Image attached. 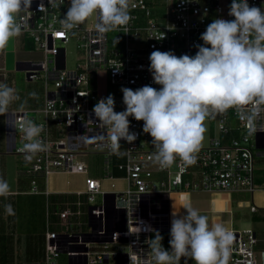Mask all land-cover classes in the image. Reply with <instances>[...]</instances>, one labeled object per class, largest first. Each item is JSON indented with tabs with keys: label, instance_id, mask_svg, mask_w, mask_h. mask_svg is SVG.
Returning a JSON list of instances; mask_svg holds the SVG:
<instances>
[{
	"label": "built area",
	"instance_id": "built-area-1",
	"mask_svg": "<svg viewBox=\"0 0 264 264\" xmlns=\"http://www.w3.org/2000/svg\"><path fill=\"white\" fill-rule=\"evenodd\" d=\"M40 2L33 0L31 9L18 17L24 26L22 32L44 53V58L24 59L27 62L24 69L29 80L43 74L46 83L51 81L54 87L46 88L44 106L38 109L43 112V119L39 120L28 108L23 111L10 108V113L16 123L27 116L43 124L41 138L48 150L26 163L19 151L25 142L24 134L7 124L8 149L22 156L23 170L32 184L29 191L45 194L48 210L44 259L24 264H60L58 257L62 253L68 255V264H139L140 256H146L149 251L145 241L152 239L153 230L169 226L167 194L171 191L253 193L264 189V163L257 164V159H264V131L249 134L250 122L241 120L231 109L217 115L218 132L196 154L193 168L177 159L175 168L167 169L154 163L152 137L143 133V121L129 117V130L137 134V139L132 143L121 140L125 147L119 146L113 151L109 147L111 141L97 138L103 130L97 128L92 112L101 98L111 94L110 84L119 85L118 92L122 87L135 90L145 85L159 89L161 86L153 82L148 71L150 54L155 50H171L178 57L194 56L197 51L194 45L203 44L199 37L214 19H234L228 15L231 0H164L162 15H152L151 3L156 0H129L130 20L107 33L96 30L95 17L86 25L65 32L60 25L67 12L64 4L52 7L43 0L46 8L42 11ZM248 3L264 9V0H248ZM75 31L83 41L86 61L80 67L69 69L66 46L62 44ZM2 70L0 66V83L7 84L6 72ZM118 92L113 95L114 110L122 112L125 110L123 93ZM258 123H264V117ZM18 139L23 143L18 145ZM91 148H100L105 154L106 176L112 178L116 170L124 172L127 188L104 190L100 179L87 176L85 189L74 192L76 199L63 201L52 209L49 197L52 191L48 186L40 188V179L48 181L49 175L55 172H86L88 165L77 154H87ZM118 155L124 158L117 163ZM161 171H167V178L155 176ZM98 193L103 194L102 204H90ZM240 204L243 205V200ZM249 206L252 211L261 208L253 202ZM52 212L57 216L53 220ZM84 215L87 230L81 220ZM228 229L234 236L231 264H264V247H258L259 237L254 228ZM92 242L102 244L103 248L92 249ZM112 244H118V248L111 250Z\"/></svg>",
	"mask_w": 264,
	"mask_h": 264
},
{
	"label": "clouds",
	"instance_id": "clouds-1",
	"mask_svg": "<svg viewBox=\"0 0 264 264\" xmlns=\"http://www.w3.org/2000/svg\"><path fill=\"white\" fill-rule=\"evenodd\" d=\"M33 0H0V52L9 41L18 37L24 27L18 20L21 12L31 9ZM52 7H61L64 0H47ZM40 10L46 6L41 0ZM228 15L233 20L214 19L196 44L194 56H176L173 51H153L148 71L159 89L145 85L135 90L122 87L125 110L116 112L113 94L101 98L92 112L99 140L111 141L115 151L124 140L132 143L137 134L130 132L129 117L143 121V133L152 137L153 161L161 169L170 168L177 159L184 166L196 162L206 132L205 121L233 110L241 120H248L249 134L264 131V9L250 6L248 0H231ZM95 16L99 33L115 31L130 20L129 0H70L67 12L60 20L61 30L70 32ZM31 95L35 96V93ZM16 90L0 83V116L10 127L22 132L24 143L19 149L26 163L38 153L47 151L41 138L43 124L27 116L20 123L10 113V105L19 100ZM21 104L19 110L23 111ZM106 133V134H105ZM111 133V135H108ZM10 185L0 178V197H7ZM181 215L173 208L170 250L162 245L163 237L155 231L154 238L139 264H229L234 236L221 224L210 225L190 202H184ZM8 215H15L11 204L5 206Z\"/></svg>",
	"mask_w": 264,
	"mask_h": 264
},
{
	"label": "rangeland",
	"instance_id": "rangeland-1",
	"mask_svg": "<svg viewBox=\"0 0 264 264\" xmlns=\"http://www.w3.org/2000/svg\"><path fill=\"white\" fill-rule=\"evenodd\" d=\"M157 2L151 3V8L153 9L152 15H162L165 10L164 0H156ZM70 0H64V7L66 11L68 10ZM95 16L89 18L83 23L86 25ZM147 17L145 16L144 21ZM25 33L21 32L18 37L11 39L4 51L0 52V66L3 67L2 71L6 72L7 85L14 88L19 95V100L15 101L10 105V108H20L23 104L24 108L31 109V114L36 115L40 120L44 118L43 112L38 109L42 108L45 103L46 88L50 89L54 87L53 82L46 83L45 75H40L39 77L29 80L27 78V73L25 69H18L17 62L20 60L28 58H44V53L42 49H37L34 46L31 48L25 47L24 38ZM25 41V40H24ZM82 39L78 31L73 32L70 40L66 42V66L69 69H74L84 65L86 61V50L82 45ZM133 45H137L136 42H132ZM1 77V76H0ZM111 94L115 95L119 88V85L110 84ZM121 90L118 92L120 93ZM35 93V96L31 95ZM7 119L6 116H0V178H3L10 185V192H14L10 196L16 202L20 199V204L25 200L28 204L26 206L30 208H25L22 212H17L15 216V225L12 222L7 221V213L5 211L4 203L0 202V219L3 218L4 227L7 228V232H11L13 248L14 264H24L27 261L43 260L45 252V230L47 228V202L46 197L43 194H36L30 196L31 192V181L30 177L26 175L23 170L24 162L22 156L18 153L9 152L7 149L8 139H7ZM206 132L204 134V140L202 146L208 145L210 138L218 132L217 130V116L215 119H207L205 121ZM54 131V130H53ZM18 145L23 143V140L17 141ZM119 146L121 148L125 147V142H120ZM121 156V155H120ZM117 156V157H120ZM77 158L84 160L88 165V170L86 172H55L51 173L48 178V187L52 190H83L86 185V177L93 176L101 181L102 189L104 190H124L127 188V180L124 177V172L117 171L114 172L112 178L106 176L105 170V154L102 149L91 148L90 152L87 154L79 153ZM116 162L120 158H115ZM264 163V159H257V164ZM176 163L172 165L175 168ZM116 167V166H115ZM193 168V165H191ZM158 178H167V171L156 172L155 174ZM40 188H43L42 181L40 179ZM263 191H255V196H257L260 206L264 207V189ZM239 196V197H238ZM237 200H243V206L239 208L241 212L237 218L235 224H232L234 229H244L246 227H255L259 224H264V220L257 222L252 218V213L249 209V204L252 203L251 192H244L243 195L238 194ZM5 197V198H7ZM262 197V201H261ZM85 199V198H84ZM256 199V197H255ZM249 201V203L247 202ZM103 194L98 193L95 200L90 201V204H102ZM83 208H87L86 205ZM53 220V217L51 218ZM82 221H84V230L89 229L86 223V216H82ZM9 222V225H8ZM56 228V225H54ZM1 231V230H0ZM155 232H153V235ZM92 249H102V244L97 242H92ZM118 244H112L110 249H117ZM60 264H68V255L62 253L58 257ZM230 262V261H229ZM231 264V262H230Z\"/></svg>",
	"mask_w": 264,
	"mask_h": 264
},
{
	"label": "crops",
	"instance_id": "crops-1",
	"mask_svg": "<svg viewBox=\"0 0 264 264\" xmlns=\"http://www.w3.org/2000/svg\"><path fill=\"white\" fill-rule=\"evenodd\" d=\"M25 37L26 39L28 38V36H25ZM23 42L25 43L24 40ZM7 139H8V135H7ZM8 147L9 145L7 146V149ZM116 158H120L119 160H123L124 157L116 156ZM42 184H43V187L48 186V181H44L43 179ZM50 190L52 191L50 194V199L53 196V200H51L52 209H54L53 206H55L56 208L63 201L74 200L78 197L74 193L77 190H52V189ZM256 191H263V190L258 189ZM244 192H248V191H226V190H223V191H206V190L179 191L178 190L177 191L175 190V191H171L170 193H168L167 200H168V207H169V212H170L169 226L166 229L157 230L163 237V240H162L163 247L166 250H170L168 241L170 239L169 233L171 229V219H172L173 208L176 211H179L181 215H184L186 214V210H184L183 208L180 209V206L184 202H190L192 204V207L196 209L201 215H206L209 218L210 225L221 224L225 226L226 228H230L232 224L236 223L237 221L236 217H238L241 213L239 211V208L243 206L240 204L241 200L239 201L237 200V198L239 197L238 194L243 195ZM11 193H14V192H9V194ZM251 198H252L251 201L253 203L258 204V206H260V204H263V203H260L257 196H255V191L253 193L251 192ZM0 201H2L1 197H0ZM249 201L247 200L248 203ZM261 201H262V197H261ZM249 209H250V206H249ZM250 211L252 213V218L255 219L257 222L264 220V208L261 207L257 211H252L250 209ZM53 226L54 225H52V227ZM250 227L254 228L257 232V235L259 237L258 247L263 248L264 247V224H259L258 226H256V228L252 226ZM154 235L152 234V238H154ZM192 264H195V262L193 261Z\"/></svg>",
	"mask_w": 264,
	"mask_h": 264
},
{
	"label": "trees",
	"instance_id": "trees-1",
	"mask_svg": "<svg viewBox=\"0 0 264 264\" xmlns=\"http://www.w3.org/2000/svg\"><path fill=\"white\" fill-rule=\"evenodd\" d=\"M26 36V35H25ZM25 40V47L31 48L33 46V43L30 39H26V37L24 38ZM260 181L262 179H259ZM264 180V179H263ZM13 194V193H11ZM8 194V195H11ZM36 195L35 193H31L30 196ZM40 195V194H39ZM44 196V195H43ZM46 197V196H45ZM50 197V196H49ZM2 201H0L1 203H4V207L8 204H11L14 211H15V215H7V221L12 222L13 226L15 225V216L17 212H22L25 208H30L26 205H28L25 200L20 204V199L18 202H16L15 200H13V198H10V196H8L7 198L5 197H1ZM51 200H53V196L51 197ZM55 208V206H53ZM55 218L57 217L56 214L54 212L51 213V218ZM3 218L2 220L0 219V264H14V259H12L13 256V248L11 246L12 243V239H11V232H7V228L4 227V223H3ZM9 225V222H8ZM53 228H55V226H53ZM193 260H191L190 258L188 259V264H192ZM180 264H184V258L181 259Z\"/></svg>",
	"mask_w": 264,
	"mask_h": 264
},
{
	"label": "water",
	"instance_id": "water-1",
	"mask_svg": "<svg viewBox=\"0 0 264 264\" xmlns=\"http://www.w3.org/2000/svg\"><path fill=\"white\" fill-rule=\"evenodd\" d=\"M26 63H27V62H25L24 60H20V61H18V62H17V67H18V69H24Z\"/></svg>",
	"mask_w": 264,
	"mask_h": 264
}]
</instances>
